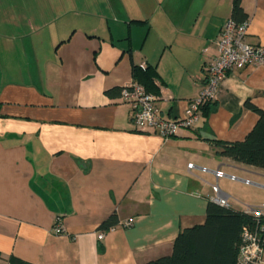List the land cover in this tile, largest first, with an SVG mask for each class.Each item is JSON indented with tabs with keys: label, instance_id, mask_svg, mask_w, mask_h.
Wrapping results in <instances>:
<instances>
[{
	"label": "crops",
	"instance_id": "1",
	"mask_svg": "<svg viewBox=\"0 0 264 264\" xmlns=\"http://www.w3.org/2000/svg\"><path fill=\"white\" fill-rule=\"evenodd\" d=\"M232 1L0 0V261L145 264L203 223L213 184L234 210L264 206V170L213 142L252 129L244 103L264 108V66L231 72L198 125L168 139L135 130L129 106L105 95L149 67L157 116L182 117ZM241 6L247 43L264 47V0ZM113 213L119 226L99 238Z\"/></svg>",
	"mask_w": 264,
	"mask_h": 264
},
{
	"label": "built area",
	"instance_id": "2",
	"mask_svg": "<svg viewBox=\"0 0 264 264\" xmlns=\"http://www.w3.org/2000/svg\"><path fill=\"white\" fill-rule=\"evenodd\" d=\"M248 21L236 23L227 19L216 39V55L206 66V75L198 96L188 101L182 117L175 120L157 116V96L147 91L140 83L133 81L120 88L119 98L130 108L131 123L135 130L151 132L164 139L175 136L180 130L193 129L198 125L203 107L215 100L220 83L234 70L264 66V47L251 45L246 41ZM193 164H189L191 169ZM204 170V169H203ZM216 180L223 177L236 179L216 169L212 171ZM245 183H249L245 180ZM214 197L211 201L229 207L227 195L221 192L217 184L211 185ZM246 213L252 217L251 223L242 228L237 249L236 264H264V206L249 207ZM132 221L122 222L123 227L131 226ZM52 230L63 234L61 219L56 218ZM99 238L104 233L99 231Z\"/></svg>",
	"mask_w": 264,
	"mask_h": 264
},
{
	"label": "trees",
	"instance_id": "3",
	"mask_svg": "<svg viewBox=\"0 0 264 264\" xmlns=\"http://www.w3.org/2000/svg\"><path fill=\"white\" fill-rule=\"evenodd\" d=\"M242 0L232 1V15L236 23L248 21L247 14L241 6ZM154 69L149 67H132L133 79L144 88L156 93ZM120 88L107 89L105 95H119ZM211 102L202 111L206 115ZM244 107L257 115V121L252 129L238 141L213 140L216 153L236 163L264 170V108H258L250 101H245ZM252 217L243 211L218 205L208 201L203 223L181 230L173 241L169 255L150 260L145 264H236L237 249L242 228L251 223ZM115 213L103 220L98 231L106 233L119 226ZM0 264H31L15 256L1 260Z\"/></svg>",
	"mask_w": 264,
	"mask_h": 264
}]
</instances>
